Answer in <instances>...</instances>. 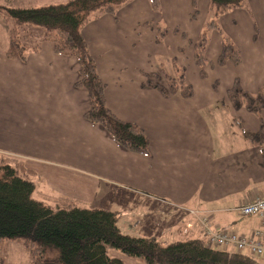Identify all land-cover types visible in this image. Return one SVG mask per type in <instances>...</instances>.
Segmentation results:
<instances>
[{
	"label": "crops",
	"instance_id": "0c3cea01",
	"mask_svg": "<svg viewBox=\"0 0 264 264\" xmlns=\"http://www.w3.org/2000/svg\"><path fill=\"white\" fill-rule=\"evenodd\" d=\"M208 8L209 0H159L158 10L149 0H130L82 27L105 82L107 107L143 129L147 154L127 150L102 125L85 118L89 98L75 84L80 73L74 57L55 53L43 41L24 60L9 58L6 32L0 44V154L30 170L32 181L39 175L43 185L47 182L58 206L75 204L65 198L74 189L90 188L82 194L88 204L79 206L116 210L122 224L138 233L175 235V219L182 218L184 226L190 223L189 235H198L195 218L186 212L197 209L217 229L249 235L259 227L258 217L241 216L238 207L264 196V108L260 118L235 109L226 92L235 79L250 92L264 86V0H247L219 16L222 33L209 30L204 52L209 64L206 77H200L193 42ZM158 27L168 28L163 38ZM222 34L239 50L236 65L216 64ZM171 58L184 67L191 97H163L142 86L145 74L171 68ZM101 182L109 186L108 194L96 198ZM109 252L123 264H143Z\"/></svg>",
	"mask_w": 264,
	"mask_h": 264
},
{
	"label": "trees",
	"instance_id": "16d2710c",
	"mask_svg": "<svg viewBox=\"0 0 264 264\" xmlns=\"http://www.w3.org/2000/svg\"><path fill=\"white\" fill-rule=\"evenodd\" d=\"M128 1L67 0L35 7H3L10 19L6 23L4 54L24 60L29 52L37 51L43 41H49L55 53L74 57L80 73L75 84L84 88L89 98L85 118L102 125L127 150L147 154L148 139L143 129L134 122L120 119L107 107L105 82L98 74L95 59L82 34V27L92 18L103 13L114 14ZM246 1L209 0L208 18L193 42V59L200 77H206L209 64L204 54L209 30L222 33L219 16L245 6ZM149 2L154 10L159 9V0ZM167 32L168 28L158 27L160 38ZM169 61L171 73L161 70L145 74L142 86L157 90L163 97H191L193 88L185 80L184 67L174 58ZM227 62L238 64L240 53L230 38L222 34L216 64L223 66ZM226 94L233 108L242 107L260 118L264 86L250 92L235 79ZM242 133L257 139L249 131L242 130ZM28 173L30 170L21 163L0 154V240L23 237L31 253L29 264H123L109 249L143 264H264V260L247 251L208 246L199 234L171 238L140 234L130 226L125 227L116 210L106 207L73 203L51 206L33 197L34 183Z\"/></svg>",
	"mask_w": 264,
	"mask_h": 264
},
{
	"label": "rangeland",
	"instance_id": "374dc122",
	"mask_svg": "<svg viewBox=\"0 0 264 264\" xmlns=\"http://www.w3.org/2000/svg\"><path fill=\"white\" fill-rule=\"evenodd\" d=\"M66 1L67 0H0V44H1V39H4L5 33L7 32L6 23H7V21L10 20L9 17H7L6 14L4 13L3 7H35V6L46 5V4H50V3H60V2H66ZM161 70L165 71L167 73H171V68H168L167 66H162L160 69V72H161ZM162 82L164 83V79L162 80ZM5 156L9 157L7 155H5ZM36 172H37L36 174H39V170ZM33 181H34L35 186H34V190H33L32 195L35 198L42 199L43 201L48 202L50 204L58 203L55 201L56 198L49 196L50 193H48L46 191V189L48 188L47 182H44V185H43V183H42L43 179L41 180L39 175H35V178L33 179ZM108 187H109L108 185L101 182L97 188V197L96 198H98V197L101 198V197L107 195L108 194L107 193ZM77 191L81 194H78ZM72 193H75V194H72ZM84 193L85 194L91 193V189L86 188L84 186H82L80 189L76 188L73 191L69 192V196H67L65 198L69 199L70 202H75V204H78V205L88 204L89 201H87V199L82 196V194L85 195ZM82 198H84L85 201ZM96 198H94V199H96ZM60 203H62V202H60ZM56 206H57V204H56ZM125 215L128 216L126 213H125ZM182 217H183V213H182ZM234 217H236V212L233 214V218ZM135 218L136 217L134 216L133 220H137ZM189 218H191V217H189ZM181 219L182 218H180V219L176 218L175 219L173 229L177 231V234L167 235V234H165V232H163L164 235H158V236H160L162 238H171L172 236L184 237V236L189 235L190 233H188V232L185 233L184 229H188L187 227H190V223L185 224V226H184L185 221H181ZM151 220H152V218H151ZM131 222H132V220H131ZM132 224H134V223L132 222ZM226 226H228V225H226ZM223 228H228V227H223ZM182 230H183V233L178 234V232H181ZM139 233L140 234H147V235L155 234L151 231L146 232V233L140 231ZM24 241H25V239L23 237H15L12 239L0 240V264H29V262L31 260V253H30V249L25 245Z\"/></svg>",
	"mask_w": 264,
	"mask_h": 264
},
{
	"label": "built area",
	"instance_id": "2783aa9c",
	"mask_svg": "<svg viewBox=\"0 0 264 264\" xmlns=\"http://www.w3.org/2000/svg\"><path fill=\"white\" fill-rule=\"evenodd\" d=\"M238 211L243 216H257L259 227L249 235H243L232 230L217 229L210 221V217L197 209H187L194 217L202 237L208 246L233 247L239 251H247L253 256L264 260V196L242 203Z\"/></svg>",
	"mask_w": 264,
	"mask_h": 264
}]
</instances>
